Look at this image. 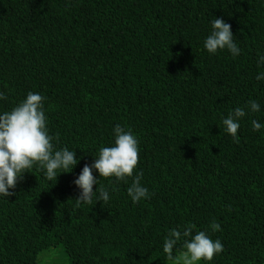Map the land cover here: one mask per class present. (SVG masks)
Wrapping results in <instances>:
<instances>
[{
    "label": "trees",
    "instance_id": "trees-1",
    "mask_svg": "<svg viewBox=\"0 0 264 264\" xmlns=\"http://www.w3.org/2000/svg\"><path fill=\"white\" fill-rule=\"evenodd\" d=\"M215 18L231 25L238 56L205 49ZM261 57L264 0H0V115L40 94L54 149L78 161L56 181L34 165L0 195V264H41L54 247L68 264H174L164 241L188 225L223 245L198 264H264ZM237 107L239 143L223 124ZM117 125L138 140L133 177L93 169V192L109 201L97 192L77 207L74 181L114 146ZM141 173L149 197L134 203L127 189Z\"/></svg>",
    "mask_w": 264,
    "mask_h": 264
},
{
    "label": "clouds",
    "instance_id": "clouds-1",
    "mask_svg": "<svg viewBox=\"0 0 264 264\" xmlns=\"http://www.w3.org/2000/svg\"><path fill=\"white\" fill-rule=\"evenodd\" d=\"M204 47L209 54H215L218 50L227 49L233 57L240 53L233 40L231 25L223 19L215 18L212 21V32L206 38ZM264 61V57H261ZM257 80L264 79V74L258 75ZM7 97L0 92V100ZM251 112L260 111V105L252 100L246 106ZM243 108L237 107L223 120L225 130L230 134L234 142L239 143L237 132L240 128L239 121L245 117ZM254 131H259L261 124L256 120L252 122ZM114 146L101 147L98 158L91 166L85 165L79 177L74 181L81 190L76 200V206L92 204L93 198L97 202L107 203L109 193L104 187L93 192V186L97 179L93 176L95 169L100 178H115L117 182L127 183L128 178L133 177L139 163V147L137 138L131 131H125L117 125L114 128ZM53 137L48 134L46 128V116L43 111V97L40 94L29 92L26 99L10 112L0 115V195L10 197L14 195L9 189H14L23 174L34 165L46 170V178L49 181L57 180V173H70L78 163L75 152L63 148L55 150ZM58 140V136L55 138ZM140 175L135 176L127 193L136 203L149 197L146 187L141 185ZM213 231L220 230V225L213 222L210 225ZM195 225H188L183 232L171 230L164 241L163 252L169 261L174 264H198L200 261L210 262L215 255L223 252V245L219 240L213 241L204 231L192 235ZM184 238L182 252L179 258L173 256V250L178 241ZM191 238V239H188Z\"/></svg>",
    "mask_w": 264,
    "mask_h": 264
},
{
    "label": "rangeland",
    "instance_id": "rangeland-1",
    "mask_svg": "<svg viewBox=\"0 0 264 264\" xmlns=\"http://www.w3.org/2000/svg\"><path fill=\"white\" fill-rule=\"evenodd\" d=\"M41 255V264H68V258L62 247H54L43 251Z\"/></svg>",
    "mask_w": 264,
    "mask_h": 264
}]
</instances>
